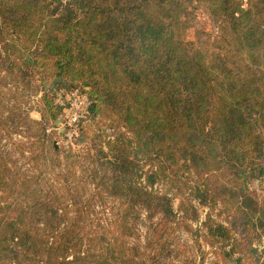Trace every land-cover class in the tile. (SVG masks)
I'll return each mask as SVG.
<instances>
[{
    "label": "trees",
    "instance_id": "obj_1",
    "mask_svg": "<svg viewBox=\"0 0 264 264\" xmlns=\"http://www.w3.org/2000/svg\"><path fill=\"white\" fill-rule=\"evenodd\" d=\"M195 9L216 24L214 38L187 39ZM48 81L81 87L87 120L101 124L95 138H110L105 153L64 156L56 182L49 124L63 108ZM263 159L264 0H0V264H160L198 221L196 203L227 225L207 214L206 243L253 264L264 199L249 174ZM85 162L90 186L76 177ZM97 203L115 216L103 230ZM141 222L142 247L130 243Z\"/></svg>",
    "mask_w": 264,
    "mask_h": 264
},
{
    "label": "rangeland",
    "instance_id": "obj_2",
    "mask_svg": "<svg viewBox=\"0 0 264 264\" xmlns=\"http://www.w3.org/2000/svg\"><path fill=\"white\" fill-rule=\"evenodd\" d=\"M64 1V0H63ZM65 2V1H64ZM194 16H195V22L193 25V28H191L187 33V39L189 41H196L198 38L203 39L204 41L207 40L209 37L214 38L216 35V24L210 19L208 14L202 10V9H195L194 10ZM57 81H61V79H57ZM57 87V88H54ZM44 92H48L51 97L54 99L55 104L59 107H61L62 101L65 100L66 95L73 89L70 87L69 81H63L61 85L56 86L54 85V82L48 81L47 84H45V87H43ZM78 89H81L79 87ZM89 88H86V91H88ZM43 92V93H44ZM42 91L33 97L31 99V106L33 107V110H30V117L37 120L40 119V114L36 111L39 108L43 106L42 104ZM82 93L86 95L83 91ZM63 110V109H62ZM64 118H65V111L63 110L62 115L58 120L55 122H51L49 124V132L51 134V139L49 140L51 144L54 145L55 150L59 151V157L54 155L53 150H49V160L50 158H54L56 164L58 165L60 163L61 166L56 167L55 173H53L54 182L55 181V175L63 171L65 169V160L64 156H66L68 153L73 154H79L82 157L86 155L87 150H91L90 154L91 156L95 154L97 155L98 152L103 151L104 153L107 152V140L110 138L103 139L102 146L100 145V140L95 138V135L98 133V130L100 128V125H96L94 121L87 120L86 118H83L79 121V125L85 126V133L86 137L84 142L79 143L77 138L78 135L70 139L68 135V129L64 126ZM87 120V122H86ZM100 122V121H97ZM104 122V121H103ZM106 122V121H105ZM109 124V123H108ZM52 127V128H51ZM112 131L108 130L107 134H111ZM16 140H23L19 137L15 138ZM50 144V143H49ZM97 145V147H95ZM8 149H13L12 145H7ZM96 160V159H95ZM81 162H83V159H80ZM27 160L20 159L19 165L23 167L25 172L29 173L31 176L36 177L38 172L35 170L36 166L34 163L27 164ZM84 169L77 168L76 169V177L82 178L80 181V184L83 185H89V182L91 181L90 171L91 166L90 163L85 162L84 163ZM86 170V171H84ZM147 170V168H145ZM264 171V159L261 160L258 163V166H256L255 172H251L249 174L250 177V187L253 190L257 191L258 196L260 199H264V176L260 178L258 176L259 172ZM66 174V173H65ZM257 174V176H256ZM77 181V180H76ZM57 187V185H56ZM215 185L213 188L215 189ZM91 188V187H90ZM174 208H177L178 202L175 201ZM196 207L198 208L199 212V219L197 222H188L190 227H185V229H180L176 232L175 237L170 241L169 248H166L162 252V255L160 256V264H249L247 261L243 259V256L240 254H234L232 256H227L226 253L229 252L230 247H226L224 251L221 249H218V244L214 247L208 245L206 243V228L204 226L206 215L211 214L212 220L214 222L220 221L223 224L224 216H220L219 211H216L215 209L208 208L207 206H202L198 203H196ZM112 205L109 203L106 207L100 206L99 203L95 205V210L93 212V215L91 218L94 220V225H100V229L103 230L105 228H108L110 226V221L113 220L115 217L112 210ZM115 212V210H114ZM180 217V215H179ZM178 217V218H179ZM109 219H111L109 221ZM140 228L138 231V240L137 241H131L130 243L132 245L139 244V246H143L146 237L150 236L149 231L147 230L145 226V222H141ZM225 226H227L225 224ZM105 227V228H104ZM252 236L253 242L250 245V251L254 257L257 258V262L254 261L253 264H263L264 263V243L262 240L258 239L256 234H253ZM237 239L240 237H236Z\"/></svg>",
    "mask_w": 264,
    "mask_h": 264
},
{
    "label": "built area",
    "instance_id": "obj_3",
    "mask_svg": "<svg viewBox=\"0 0 264 264\" xmlns=\"http://www.w3.org/2000/svg\"><path fill=\"white\" fill-rule=\"evenodd\" d=\"M61 108L65 111L64 126L69 131L67 136L73 139L78 135L79 121L88 115L89 100L87 95H84L78 88L73 89L62 101Z\"/></svg>",
    "mask_w": 264,
    "mask_h": 264
},
{
    "label": "water",
    "instance_id": "obj_4",
    "mask_svg": "<svg viewBox=\"0 0 264 264\" xmlns=\"http://www.w3.org/2000/svg\"><path fill=\"white\" fill-rule=\"evenodd\" d=\"M58 79H61V78H58Z\"/></svg>",
    "mask_w": 264,
    "mask_h": 264
}]
</instances>
